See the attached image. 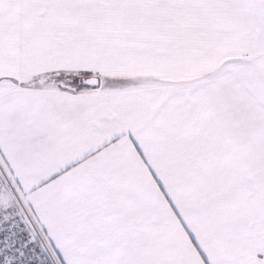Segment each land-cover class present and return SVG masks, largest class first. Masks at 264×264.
I'll use <instances>...</instances> for the list:
<instances>
[{"label":"snow or ice","instance_id":"snow-or-ice-1","mask_svg":"<svg viewBox=\"0 0 264 264\" xmlns=\"http://www.w3.org/2000/svg\"><path fill=\"white\" fill-rule=\"evenodd\" d=\"M0 264H264V0H0Z\"/></svg>","mask_w":264,"mask_h":264}]
</instances>
